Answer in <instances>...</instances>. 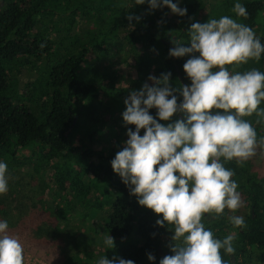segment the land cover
<instances>
[{
    "label": "trees",
    "instance_id": "trees-1",
    "mask_svg": "<svg viewBox=\"0 0 264 264\" xmlns=\"http://www.w3.org/2000/svg\"><path fill=\"white\" fill-rule=\"evenodd\" d=\"M173 2L186 8L187 15L177 16L166 7L150 10L147 4L136 5L135 0H0V160L14 171V178L28 168L34 179L47 181L52 198L49 208L55 215L64 216L60 220L64 228L68 220L82 222L76 218V209L84 208L91 220H96L94 228L126 241L115 245L113 255L131 259L134 264H150L148 253L155 255L159 264L163 257L160 247L164 256L172 255L171 242L163 241L165 233H172L156 225L158 216L138 205L137 198L114 173L111 160L127 139V129L123 110H107L101 101L105 96L115 97L113 83L125 81L129 90H138L143 83H151L150 75L158 77L163 72H171L174 82L191 83L183 71L188 57L171 58L168 53L173 39L187 41L191 23H202L199 13L208 8V2ZM240 2L247 9V17H236L234 4L223 15L264 37V0ZM131 13L140 17L139 22L133 21L134 27H129L127 20ZM131 37L136 47L142 44L150 55L159 56L161 66L152 71V61H144L142 52L134 48L136 74L123 76L117 71L118 55L100 57L102 51ZM228 68L264 71V54L259 61ZM102 69L105 71L99 72ZM118 92L123 100L128 96L127 88ZM259 107L264 108V102ZM101 108L110 116L111 126L105 133L115 140L105 149L97 141L101 128H105L96 117ZM151 114L155 115L154 109ZM175 119L183 116L176 115ZM244 119L252 123L258 137L264 136V124L256 123L255 114ZM26 150H30L29 155L21 158ZM247 166L234 160L225 163L235 173L232 179L237 181L238 190L247 196L245 225L233 227L227 212L220 216L208 213L203 219L205 227L218 238L234 234L235 253H221L228 264H264V177L251 170L246 174ZM92 182L112 193L108 208L91 203L96 192L88 185ZM2 195L0 219L14 218ZM95 208L100 211L98 215L91 212ZM78 248L65 264H95L94 255L85 246Z\"/></svg>",
    "mask_w": 264,
    "mask_h": 264
},
{
    "label": "clouds",
    "instance_id": "clouds-1",
    "mask_svg": "<svg viewBox=\"0 0 264 264\" xmlns=\"http://www.w3.org/2000/svg\"><path fill=\"white\" fill-rule=\"evenodd\" d=\"M150 10L168 8L177 16L187 9L173 0H135ZM236 17H247V9L235 0ZM129 27L140 17L127 15ZM169 57H188L183 71L189 85L172 80L171 72L150 75L140 89L127 85L122 112L127 139L111 160V167L129 194L141 207L158 218L156 225L172 233L170 250L159 264H228L222 257L235 253L234 234L223 238L205 227V214L217 216L225 210L236 213L244 201L228 161L242 165L257 155L264 156V136L257 135L244 119L253 114L264 124V71L251 68L230 71L228 66L259 61L264 43L248 25L222 15L206 22H193L187 41L172 40ZM182 98V99H179ZM155 115H152V110ZM182 115L183 119H175ZM167 122V123H162ZM134 126V130L132 127ZM143 134L141 135V131ZM9 189L8 165L0 160V195ZM236 228L245 225L242 215L228 216ZM103 246L113 250L111 234H103ZM24 246L0 219V264H24ZM150 264L156 257L147 254ZM95 264H134L131 259L100 255Z\"/></svg>",
    "mask_w": 264,
    "mask_h": 264
},
{
    "label": "rangeland",
    "instance_id": "rangeland-1",
    "mask_svg": "<svg viewBox=\"0 0 264 264\" xmlns=\"http://www.w3.org/2000/svg\"><path fill=\"white\" fill-rule=\"evenodd\" d=\"M189 1L195 2L196 0ZM204 1L208 2V8L199 13V18L202 19V23L206 22L209 18H219L225 13L227 7L232 6L235 2V0ZM179 3L182 5V0H179ZM94 32L95 31L92 33ZM256 36L264 43V37L262 35L258 34ZM133 43V37L123 42L121 41L114 47L108 48L109 50L102 51L100 57L111 58L112 56L118 55L120 58L117 60V71H120V74L123 76L127 74L135 76L136 74L138 65L133 58L134 48L142 52L144 61L148 59L152 61L150 66L152 71H155L161 66L159 56L150 55L146 48L143 49L142 44L136 47ZM105 48L107 49V47ZM104 71L105 69H102V71L99 72L103 73ZM114 71L117 72L115 69ZM127 85L128 83L125 81L113 83L112 92L115 94V97H102V105L104 103V107L107 110L115 112L118 110L124 111V100L118 95V91L121 88H127ZM105 91L108 90L105 89ZM103 108L100 109L101 112L96 113L98 120L101 119L100 121L105 125V128H101L100 134L97 136V141L102 149H105L107 143H114L115 140H111L109 135L105 133V129L109 128L111 125L110 116ZM109 148H112V146H109ZM109 151L108 149L105 156ZM29 153L30 150H26L21 158L27 157ZM244 163L249 165L245 170L246 174L251 170L259 177H264V156L260 155L259 150L255 157ZM29 171L30 169L25 168L21 170L20 173L18 172L19 178H14V171L8 170L9 189L2 195L7 205L6 208L10 210V215L14 217H6L3 220L8 221L10 232L17 235L24 246V264H65L68 257L75 254L76 250H79L78 247L83 248V246H85V249H87L89 253L94 255L93 263L100 255L106 254L107 257L111 259L114 253L113 250L106 249L103 246L102 228L93 227V222L96 220H91L89 213H87L84 208L80 207L76 209V218L82 222L68 220L65 226L66 228H64L60 222L61 219H65L64 216H62V214L61 216L58 214L55 215L49 208L52 198L51 194L48 193L49 188L47 186V181L40 182L37 177L34 179L32 175L29 174ZM14 181H16L15 184ZM88 185L92 187L93 190H96L91 197V203H96V207H98L99 204L102 205L103 208H108V204H110V200L113 197L108 188L106 189L103 185L100 186L93 182ZM241 195L244 201L243 207L238 209L236 213H232L226 209L225 212H227V215L238 214L244 217L245 214L248 213L249 203L247 201V196L243 191ZM96 209L97 208L91 211L93 215H98L100 213V211ZM15 214L18 215L14 216ZM9 222H13V224ZM114 241L115 245H122L126 242L117 239H114ZM163 241L165 243L171 242V236L165 233ZM162 256H164V253ZM82 257H84V254L80 255L81 259H83Z\"/></svg>",
    "mask_w": 264,
    "mask_h": 264
},
{
    "label": "water",
    "instance_id": "water-1",
    "mask_svg": "<svg viewBox=\"0 0 264 264\" xmlns=\"http://www.w3.org/2000/svg\"><path fill=\"white\" fill-rule=\"evenodd\" d=\"M159 252H160L161 255H163L161 247L159 248Z\"/></svg>",
    "mask_w": 264,
    "mask_h": 264
}]
</instances>
